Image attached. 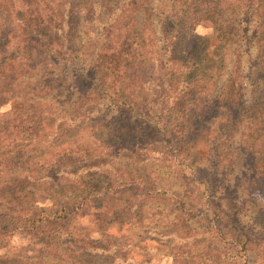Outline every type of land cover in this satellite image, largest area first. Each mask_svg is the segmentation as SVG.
I'll use <instances>...</instances> for the list:
<instances>
[{"label":"trees","instance_id":"1","mask_svg":"<svg viewBox=\"0 0 264 264\" xmlns=\"http://www.w3.org/2000/svg\"><path fill=\"white\" fill-rule=\"evenodd\" d=\"M153 1L115 0L113 5L112 0H0L1 92L10 94L8 102L15 105L13 100L22 95L31 100L68 90V96L75 98L71 114L60 115L49 102L44 105L47 120L39 117L43 114L31 118V122L44 121L42 127L54 139L49 145H54L61 133L81 127H87L92 136L101 128L119 125L121 121L128 124L130 120H138L155 129L152 139L157 135L159 139L151 146L154 142L168 146L186 170L181 177L185 195L176 196L179 206L174 209L175 221L172 230L164 235L167 243L172 245L175 241L178 246L168 255L174 259L172 264H246L243 256H239V248L245 252L259 248L264 251V221H260L264 216V201L255 217L260 227L255 231L242 222L245 210L238 196L240 189L249 200L255 199L256 193L264 196V0H186L179 10L166 14L170 24L190 37L202 23L212 25L222 46L221 55L226 54L225 47L238 32L231 28L236 23L232 15L234 6L238 8L239 27L242 22L245 26L252 20L257 22L252 35L257 46L252 69L243 74L240 61H235L228 80L221 87H218L219 76L203 72L202 64L207 63L202 60L204 51V54L197 53L191 48L182 52L176 39L171 51L159 49L152 27L153 15L148 8ZM141 13L144 17L139 24ZM83 21L89 27H79ZM79 29L84 30L86 37L82 52L89 62L87 74L73 68V59L81 50L76 43ZM246 31L247 28L242 31L244 36ZM192 59L196 62L191 63ZM209 66L214 68L210 63ZM126 113L131 116L126 118ZM174 117L181 122L167 129V120ZM115 119L118 122L114 123ZM239 130V153L234 159L240 154L241 172L230 185L227 179L233 163L226 151ZM196 154L203 156L202 161L188 166ZM107 168L114 170L111 165ZM84 171L61 173L74 186H65L66 181L58 182L50 176L34 174L23 178L22 182L26 180L30 184L50 182L56 191L64 193L57 199L63 205L50 214L38 208L43 200L22 202L21 198L27 195L23 193L24 188L18 187L21 176L1 172L0 248H5L7 241L18 234H32L34 240H39V246L46 245L41 238L46 229L56 228L58 232L59 228H69L73 219L87 217L99 238L93 240L84 234L78 241H68L78 246L80 256H104L110 259V264H137L130 252L136 248L133 242H118L107 231L114 222L103 215H90L94 202L80 199L87 196L81 188L88 186L87 179L91 176H82ZM120 175L124 179L105 173L103 188L117 190L119 194V189H123L130 193L131 202L141 194L135 190L136 186H143L142 191H146L145 182L137 173ZM68 190L71 191L68 193ZM161 191L171 192L169 187ZM78 199L80 203L76 205ZM192 200L206 205L218 220L211 233L205 231L200 235L209 239L202 245L207 254L194 249L192 253L182 250L190 244V233L180 231H185L191 219L187 211L191 205L186 202L191 204ZM124 206L122 210L127 215H143L142 206L130 207L129 199ZM119 208L113 207L108 213H115ZM74 232L83 234L81 230ZM216 244L230 245V251L220 252ZM211 253L218 254V258L207 256ZM38 260L40 264H47L41 258ZM15 262L6 256L0 258V264H30L22 260Z\"/></svg>","mask_w":264,"mask_h":264},{"label":"rangeland","instance_id":"2","mask_svg":"<svg viewBox=\"0 0 264 264\" xmlns=\"http://www.w3.org/2000/svg\"><path fill=\"white\" fill-rule=\"evenodd\" d=\"M185 2L186 0H154L148 4L153 15L152 27L159 49L171 51V45L176 39L178 40L177 44L181 45L182 52L191 48L197 53L204 54L205 52L206 55H202V60L207 63L202 64L203 67L205 66L203 72L213 77L219 76L218 87L225 85L235 61H240L243 74L252 69V64L257 55V46L252 35L256 30L257 22L252 20L247 24L248 26L242 22L239 27L238 8L234 6L232 15L235 16L236 23L231 28L238 32L233 35L225 47L226 51L224 52L226 54L221 55L220 48L222 46L219 45L214 28L209 23H202L190 37V35L185 34L184 30L168 22L166 14L171 11L176 12ZM112 4H115V0H112ZM143 17V13L138 16L139 24L143 21ZM87 26L88 24L83 21L79 27ZM239 28L241 29L239 30ZM246 28L247 31L244 36L242 31ZM85 42V32L83 29H79L76 34V43L81 50L73 59V68L82 74H87L89 70V62L86 61L87 59L82 52ZM2 60L3 56L0 55V73ZM190 61L191 63L196 62L195 59ZM209 63L214 68H210ZM2 88L3 85L0 83V173L2 172V175L9 172L15 173V176H21L19 177L21 182L27 175L50 176L58 179V182L59 180L66 181L65 186H74L75 183H70L66 177H62L61 173L77 174L81 169H85L82 176L87 174L91 176L89 180L86 178L88 186L81 188L87 196L80 199L88 198L94 202L88 213L93 216L95 214L103 215L107 219H111L112 223L114 222L110 230L107 231L115 235L118 242H133L136 248L130 252L137 264L174 263V259L168 255L171 251H175V247L178 248V246L174 244L175 241L172 245L167 243L164 235L172 230L175 221L176 211L174 209L179 206L176 196L185 195L184 182L181 177L184 176L186 170L184 166L180 165V160L175 156V152L170 151L168 146L164 147L156 144V142L151 146L154 140L159 139L158 135L156 139H152L155 129L140 123L138 120H130L128 124L120 120L118 125L115 122H118L119 119H115V124L108 128H101L93 136L89 135V131H86L87 127H81L61 133L56 137L55 144L49 145L54 139L50 138L51 133L42 127L44 121L31 122V118L33 115L43 114L39 117L47 120L48 115H44L47 113L44 105L49 102L60 115L71 114L74 111L75 98L68 96V90L65 92L60 90L39 99L30 100L23 98L22 95L19 99L13 100L15 105H11L9 104L11 102H8L11 95L8 93H6L8 95H3ZM124 115L126 118L131 116L127 113ZM180 122V119L174 117L167 120L166 128L173 127L171 125H177ZM123 125H125L124 130L122 129ZM240 136L241 130L236 132L227 146L228 159H231V163H233V166L230 165V174L227 179L230 185H233V181L239 177L241 172L240 154L234 159L236 153H239ZM44 137H46L45 140ZM106 148L108 149L107 155H105ZM202 158V155H194L190 158L188 166H191L192 163L199 165L198 163L202 161ZM91 165L96 168L91 167ZM109 165L113 167L114 172L107 168ZM123 172H135L142 178L143 183L145 182L146 191H142L143 186L135 187V190H139L141 194L133 202L129 198L130 193L123 192V189H119L121 192L119 194L115 192L117 190L110 189L107 191L103 188L105 173L124 179L125 176L120 175ZM15 181L17 182V179ZM119 184L120 182L116 183V185ZM52 186L50 182L30 184L26 180L18 184V187L25 189L23 193L27 195L25 199L21 198L22 202L32 203L33 200H43L38 208L48 214L58 211L63 205V202L57 199L59 196L63 197L64 193L56 191L54 186L51 189ZM167 187L171 192L161 191V188L164 190ZM69 191L71 190H68V193ZM238 196L240 203L243 202L242 205H244L245 210L241 216L243 224L247 225L246 228H254L255 231H258L260 227L256 224L255 217L258 210L263 208L264 199L262 197L264 196L261 197L256 193L257 197L249 200L241 189L238 190ZM128 199L130 200V207L142 206V216H139V213L127 215L125 210H122ZM75 203L78 205L80 200L78 199ZM186 203L191 205L188 206L190 210H187L191 214V219L186 224L185 231H180V233H190L188 238L191 239L190 244L182 250L186 253H188L187 251L192 253L191 249H194L199 253L207 254L208 251L202 249V245L206 239H209L200 238V235H204L205 231L211 233L216 228L218 220L202 202L194 203L192 200L191 204H189L190 202ZM22 205L26 206V204ZM116 206L120 207L115 210L116 214L114 212L108 213L110 209ZM97 209L102 210L98 212ZM140 217L143 220H139ZM260 221H264V216L261 217ZM118 222H121V225ZM54 229L56 228L46 229V234H42L41 238L46 242V245L42 246H39V240H34L32 234L17 233L18 235L14 239L7 241L8 244L5 248H0V258L6 256L13 263L22 260L23 263L27 261L30 264H40L39 258L47 264H110V259L104 256L82 257L78 246L68 243L72 240L78 241L79 237H83L84 234L90 235L93 240L99 238L89 218H75L69 223V228L67 226V228L57 229L56 231L59 233L55 232ZM74 230H81L83 234L74 232ZM64 231L67 233L63 234ZM48 234L51 235L50 238ZM193 238L196 239L193 241ZM216 246L221 248L220 252L230 251V245L224 247L216 244ZM207 256L218 258L216 253ZM239 256H243L246 264H264V251L260 248L247 252L239 248ZM239 264L242 263L239 262Z\"/></svg>","mask_w":264,"mask_h":264}]
</instances>
